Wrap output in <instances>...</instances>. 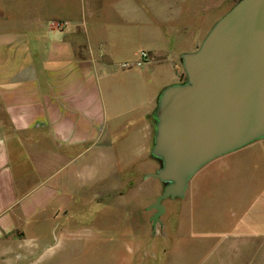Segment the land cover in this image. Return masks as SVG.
<instances>
[{"label": "crops", "instance_id": "crops-1", "mask_svg": "<svg viewBox=\"0 0 264 264\" xmlns=\"http://www.w3.org/2000/svg\"><path fill=\"white\" fill-rule=\"evenodd\" d=\"M138 3V10L155 25L166 20L175 27L166 32L158 26L149 29L146 37L155 45L126 60L116 58L107 43L121 30L133 35L145 17L125 2L117 8L126 27H110L102 16L104 3L91 7L88 0H77L74 8L69 0H0V264H75L69 256L75 250L80 259L94 244L121 248L111 240H82L80 245L61 241L59 231H70V226L58 223L52 206L63 197L73 198V185L88 183L96 169L106 166L118 138L133 130L148 136L157 95L179 81L183 67L176 57L195 54L226 14L212 21L202 36L195 28L200 22L181 16L185 3L181 8L170 4L162 12L147 0ZM204 12L196 10L194 19L207 18ZM141 51L151 54L146 65L120 68L137 60ZM154 66L160 68L155 76L149 74ZM166 66L174 69L173 76L164 71ZM124 80L130 83L122 85ZM250 148L246 144L231 154ZM213 164L210 171L230 168L228 161ZM239 215L225 242L219 240L216 247L240 249L248 242L239 238L251 230L249 211ZM82 229L95 231L88 225ZM117 259L116 264L133 262L132 257Z\"/></svg>", "mask_w": 264, "mask_h": 264}, {"label": "rangeland", "instance_id": "rangeland-1", "mask_svg": "<svg viewBox=\"0 0 264 264\" xmlns=\"http://www.w3.org/2000/svg\"><path fill=\"white\" fill-rule=\"evenodd\" d=\"M65 1L57 0V3ZM138 1L145 0H88L91 7L105 4L102 16L110 27H126L117 8L120 2H125L137 10L140 17H145L138 22L133 35L121 30L115 40L107 43L116 58L134 59L141 48L155 45L154 40L146 37L149 29L158 26L166 32L173 26L166 20L155 25L150 16L148 18L138 10ZM147 1L153 9L156 7L155 11L161 12L170 4L176 3L181 8V3H185L181 16L191 18L196 24L200 22L199 29L195 28L196 31L201 30L204 36L212 21L220 19L240 0ZM69 3L74 8L77 6V0H69ZM196 10L201 13L206 10L204 13H209V19L203 16L194 19ZM93 27L95 32L99 30L98 25ZM141 52L147 54L143 60ZM141 52L137 60L121 63L120 68L131 70L146 65L151 60V54ZM176 59L183 67L178 72L179 81L157 95L153 111L149 112L148 136L135 135L133 130L129 136L118 138L111 146L113 151L109 153L106 166L96 169L97 173L90 176L88 183L73 185V198L63 197L52 206L57 211L58 223L63 228L70 226V231H59L61 241L70 240L78 245L82 240L121 243V248L114 243L94 244L80 259L75 258V250L69 254L74 257L75 264H116L115 258L119 256L132 257V264H144L146 259L147 264H249V260L250 264H264V141H259V136L248 143L252 147L249 150L244 149L238 155L231 154L233 150L228 151L199 166L188 178L182 195L161 200L162 210L156 220L154 218L158 213L154 207L156 198L166 186L175 182L174 179H161L156 175L167 166L169 154L167 145L157 144L162 121L161 97L169 88L188 84L184 56H177ZM165 70L169 77L174 75L171 66H166ZM158 72L160 68L154 66L149 74L155 76ZM129 83L128 80L122 81V85ZM226 161L230 163V168L210 171V164L215 166ZM247 210L251 230L249 235L239 239L247 238L248 244L240 249L225 245L216 247L219 240L225 242L227 239L226 234L235 222L236 214ZM68 212L70 215H62ZM82 225H88L95 231H85L87 228L82 231Z\"/></svg>", "mask_w": 264, "mask_h": 264}, {"label": "water", "instance_id": "water-1", "mask_svg": "<svg viewBox=\"0 0 264 264\" xmlns=\"http://www.w3.org/2000/svg\"><path fill=\"white\" fill-rule=\"evenodd\" d=\"M184 68L188 84L161 97L157 144L169 154L156 176L175 182L156 198L155 220L161 200L182 195L199 166L264 136V0L236 3Z\"/></svg>", "mask_w": 264, "mask_h": 264}, {"label": "built area", "instance_id": "built-area-1", "mask_svg": "<svg viewBox=\"0 0 264 264\" xmlns=\"http://www.w3.org/2000/svg\"><path fill=\"white\" fill-rule=\"evenodd\" d=\"M54 25L58 26L59 24L51 23V26H54ZM145 57H147V54L145 52H141L140 53V58L143 60Z\"/></svg>", "mask_w": 264, "mask_h": 264}]
</instances>
